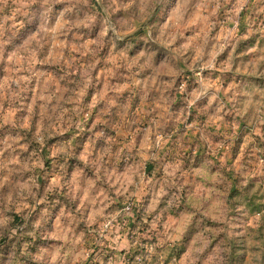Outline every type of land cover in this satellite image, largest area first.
<instances>
[{"label":"rangeland","instance_id":"rangeland-1","mask_svg":"<svg viewBox=\"0 0 264 264\" xmlns=\"http://www.w3.org/2000/svg\"><path fill=\"white\" fill-rule=\"evenodd\" d=\"M0 264H264V0H0Z\"/></svg>","mask_w":264,"mask_h":264}]
</instances>
